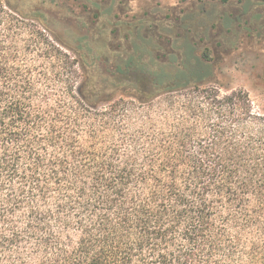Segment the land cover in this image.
<instances>
[{"label": "trees", "instance_id": "1", "mask_svg": "<svg viewBox=\"0 0 264 264\" xmlns=\"http://www.w3.org/2000/svg\"><path fill=\"white\" fill-rule=\"evenodd\" d=\"M33 20L0 0V264H264L248 95L194 68L149 69L140 87L117 78L126 63L83 67L76 87ZM47 60L66 94L44 85Z\"/></svg>", "mask_w": 264, "mask_h": 264}, {"label": "rangeland", "instance_id": "2", "mask_svg": "<svg viewBox=\"0 0 264 264\" xmlns=\"http://www.w3.org/2000/svg\"><path fill=\"white\" fill-rule=\"evenodd\" d=\"M4 1L45 29L48 49L51 43L60 49L53 54L66 67L62 79L76 87L85 80L87 66L126 63L129 72H116L117 78L140 87L148 78L142 72L149 69L156 74L160 68H194L204 74L195 76L197 82L223 84L222 96L242 90L253 111L264 116V0ZM49 62L43 64L44 85L55 98L67 93L66 85L55 80ZM39 63L33 56L27 62Z\"/></svg>", "mask_w": 264, "mask_h": 264}]
</instances>
